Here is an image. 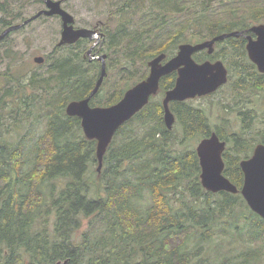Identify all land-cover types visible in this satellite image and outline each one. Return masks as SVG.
<instances>
[{
    "label": "trees",
    "instance_id": "16d2710c",
    "mask_svg": "<svg viewBox=\"0 0 264 264\" xmlns=\"http://www.w3.org/2000/svg\"><path fill=\"white\" fill-rule=\"evenodd\" d=\"M202 2L194 16L196 2L188 0L190 31L186 26L163 35L167 12L147 30L129 33L127 25L122 31L104 30L106 40L115 42L113 53L120 58L125 49V63L116 60L115 81L126 83L113 84L108 96L100 89L91 105L120 100L128 87L146 76L147 61L157 53L170 57L181 43L264 21V3L212 11L213 3ZM11 7L0 4V11L7 13ZM154 10L156 6L143 16L149 20ZM19 15H2L0 25L10 26ZM9 36L0 43V60L8 58L14 65L17 51L6 43ZM87 40L56 46L50 59L46 57L52 62L50 77L33 75L27 84L19 73L0 79V264H58L66 259L68 264H250L251 250H225L230 234V240L248 236L262 256L264 218L240 192L213 193L201 183L194 142L212 131L204 109L171 102L177 126L169 130L165 125L162 99L175 84V72L163 77L159 93L116 131L98 170L97 140L86 138L81 118L65 111L68 102L86 98L98 79L101 63L82 56ZM222 43L212 57H220ZM61 48H68L70 56L59 57ZM207 56L205 51L195 54L197 60ZM138 62L141 67L130 69ZM218 134L230 141L224 173L241 189L240 162L251 156L253 146L246 147L238 134Z\"/></svg>",
    "mask_w": 264,
    "mask_h": 264
},
{
    "label": "water",
    "instance_id": "95a60500",
    "mask_svg": "<svg viewBox=\"0 0 264 264\" xmlns=\"http://www.w3.org/2000/svg\"><path fill=\"white\" fill-rule=\"evenodd\" d=\"M216 0H207L211 4ZM46 8L38 11L32 17L23 22L15 23L0 32V43L12 31L18 30L32 20L45 15H60L62 19V31L59 44H72L80 38L101 39L100 34L95 30L85 27L76 28L75 17L68 10L62 7L61 0H45ZM250 30L258 34V38H249L247 45L250 58L254 60L264 71V23L253 25ZM242 30H234L228 33H221L212 39L198 43H182L179 46L178 54L170 59L166 64L163 60L165 54H160L149 62L151 67L150 75L134 86L129 88L123 97L116 103L109 106H92L90 101L101 88L106 75L108 74L104 55L101 74L91 93L83 99L73 100L67 104L66 112L69 116L81 118L82 129L88 139H96L97 158L99 161L98 170L103 166V159L116 131L137 112L148 104L150 97L156 94L160 87V80L163 76L178 70L179 76L176 86L166 92L164 98L165 120L168 128H172L174 115L171 112L169 103L173 100L183 101L194 98L197 95H206L215 91L219 86L228 80L227 69L222 61H206L198 63L193 58L195 52L208 48L212 53L217 41L227 37H239ZM94 45L89 49L91 53ZM37 62H42L43 57L34 58ZM227 142L221 140L215 132L211 136L203 138L197 148L201 173L200 179L203 187L213 193L227 191L231 193H241L249 207L264 218V144H259L254 149L251 157L240 162L244 173V183L241 189L237 187L224 173L225 161L223 153ZM58 264H68V259Z\"/></svg>",
    "mask_w": 264,
    "mask_h": 264
},
{
    "label": "rangeland",
    "instance_id": "374dc122",
    "mask_svg": "<svg viewBox=\"0 0 264 264\" xmlns=\"http://www.w3.org/2000/svg\"><path fill=\"white\" fill-rule=\"evenodd\" d=\"M179 1V4L175 3L173 0H170L169 4H165L161 0H63V5L71 14L75 16L76 21L74 24L76 27H97L100 31L103 32H105L104 30L122 31L125 25L128 26L127 31L129 33H131V31L147 30L149 27L152 26L151 22L154 21L157 16L163 14L164 12H167L168 14L164 17V19H166V25L162 32L163 35L166 36L167 34L175 33L177 29L183 28L184 30H186V28L188 27L187 31H190L192 28L193 24L189 20L191 19V16H189L190 8L188 7V0ZM194 1L196 2V4H194L193 6V15L197 16L196 11L202 9L200 1H203L205 4L207 0ZM130 3L131 6L128 8L127 6ZM152 3H154L155 5ZM257 3H264V0H240V2L238 3L215 2L212 4L211 10H218L219 8L226 9V7L232 4L245 6V8L248 9V6L252 4L255 5ZM0 4H3L4 7L9 4L12 5V7L9 8V11L7 13L0 11V17L4 14L14 17L15 15L21 13V15L16 16L13 19L14 23H20L22 22L23 18L28 19L32 17L35 13H37L40 9L46 8L45 0H0ZM155 6L157 7V10H154L153 15L149 17L148 20L143 15H148L150 9L152 12V8H154ZM121 7H127L126 11L117 14L116 11ZM248 15L249 13H247V16ZM4 29L5 28L0 25V32H2ZM155 30L158 29L155 28ZM61 31L62 19L59 16L44 15L32 20L20 30L18 29L11 32L9 39L6 43H8V46H10L12 49L17 51L16 57L18 58V61L16 64L12 65L9 63L8 58L0 60V79L2 80V82L12 76L14 73H19V77L21 76L20 79L22 80V83L26 84L32 82L30 81V79L33 75H36V77L40 79L52 76V62L50 60L47 61L46 59L44 64L37 65L34 58L37 56H43L45 58L48 57V59H50L49 53L57 46V43L61 38ZM92 43L93 41L89 39L85 42L87 47L83 51L82 56L87 55V50L89 49ZM114 44L115 42H112L110 38H107V40L103 44L101 52L107 53V55H111V53H113L114 51ZM124 44L125 43H123V45ZM97 47L96 49H98ZM3 48L1 50H3ZM71 49L75 50V48ZM67 50L68 48H61L57 51L60 52L58 53V56H70L71 52H68ZM124 52L125 49H122L120 58L118 57V55H116V53H113L110 58H107L108 75L106 76L102 86L103 93L105 96L110 95L111 90L115 88L112 87L113 84H116L118 85V87H121L126 83L122 80H118L117 82L115 81L119 77L118 67L116 66V60L119 58L120 60H124L125 63L126 56ZM137 67H141L140 62L137 63V66L135 64L130 69L137 70ZM100 73L101 68L99 70L98 77ZM12 87L14 90H16L17 88L15 83L12 84ZM32 91L34 90H31V92ZM229 91L230 89L227 88L223 90L221 94L215 96L212 100V106H210L209 108L210 116H212L211 125L218 126L223 131H226L228 133L238 131L240 129V126L237 125L233 119H223L228 117V115L225 114L224 108H221L219 105H215V101L217 97L225 99V96L228 94ZM254 94H258L259 99H262L261 104L259 102V107L245 99L246 95L254 96ZM236 100L238 104L244 103L251 107L250 114H252L253 116L252 118L244 122L243 127H248L246 136L250 138L252 143H256L258 142V140L261 139V137L264 138V88L259 89L252 86L245 87L242 89L239 87L238 97L236 98ZM207 103L208 102L204 100L202 101V104L204 106H206ZM227 112L228 114H233L234 111L232 110V108H228ZM228 133H226V135H228ZM15 136L16 135H14L13 138ZM201 140L202 139L198 138L194 142V148H197ZM247 237L248 236H246V239L245 237H237L236 239L230 240V234V238L225 250H231L233 254H244L246 251L251 250V254H249L251 256L250 264H264V252L262 253V256H260L258 254L259 248H255V243L252 240H248ZM222 239L224 241L227 240L225 236L222 237ZM245 244L250 245L252 247L250 249L244 248Z\"/></svg>",
    "mask_w": 264,
    "mask_h": 264
},
{
    "label": "flooded vegetation",
    "instance_id": "af4514ba",
    "mask_svg": "<svg viewBox=\"0 0 264 264\" xmlns=\"http://www.w3.org/2000/svg\"><path fill=\"white\" fill-rule=\"evenodd\" d=\"M217 1H220V0H216L215 2H217ZM234 1H240V0H234ZM215 2H213V3H215ZM62 7H64L63 0H62ZM41 16H44V14L41 15ZM57 16H59L61 18L60 15H57ZM261 23H264V21H262V20L261 21H253V23L250 26L244 27V29H234V30H242L243 34L241 36L234 37L232 40H227V41H226V39L229 38V37L225 38L224 40H220V41L223 42L221 45L224 48H223L222 52L219 54L220 57H218V58H214V57H212V55L217 50V44L220 41H217L215 43L214 50H213L212 53L209 52L208 48H206L204 50H201V51H205L207 53V55H208L203 60H197L195 58V54L200 52V51L195 52L193 54V58L198 63H204L206 61H211V62L222 61L223 64L225 65L226 69H227L228 80H227L226 83H224L221 86H219L213 92H210V93H208L206 95H197L194 98H189V99L183 100V101L189 102L193 107L195 106L196 108L199 107V108L204 109V111L206 112V114L208 116L209 125L211 126V130H212L211 133L208 136L212 135L214 132L218 134L219 130L222 131L224 134H226L228 132L223 131L220 127L211 125L212 116H210L209 108H210V106H212L213 98L215 96L221 94V92L223 90L229 88L230 91L225 96V99H222L221 97H217V99L215 101V105H219L221 108H224L225 114H227L228 117L223 118V119H226V120L233 119L234 122L237 125L240 126V129L238 131L229 132L227 136L231 137V136L236 135V134L240 135L241 138L244 140L243 142L246 141V143H245L246 147H248L247 144H250L251 146H253V152H254V149L256 148L257 145L264 144V138L261 137V139L258 140V142L252 143L250 138L246 136V132L248 131V127H245L246 128L245 129L243 126H244V122H246L248 119L252 118V116H253L252 114H250L251 107H249L248 105H246L244 103L238 104L236 98L238 97V89H239V87L242 88V89L245 88V87H252V86H254L256 88H259V89L260 88H264V71H262L260 69L259 65L254 60H252V58H250V54H249V51H248V48H247V45L249 43V38L248 37H252L253 40H256L258 38V34L256 32H254V31L250 30V28L253 25H258V24H261ZM85 28H88L90 30H95L96 32H98L100 34V36H101V34H104V36H101V39L99 41H97V38L92 39V38L87 37V39L93 41V43L90 45L89 49L93 45H94V48L92 49L93 52L91 51L92 53H89V49L87 50V55L86 56H88V57L84 56L85 58H88L90 61H93L95 59L98 60L101 63V71H102L103 60L101 58L104 55H106V57H105L106 66L108 64V62H107V58H108L107 53L101 52L103 44H104V42L106 40V34H105V32L100 31L97 27H85ZM234 30H232V31H234ZM232 31H229V32H232ZM225 33H228V32H225ZM215 36H213V37H215ZM213 37L205 39L203 41L212 39ZM203 41H199V42H203ZM76 42H74V43H76ZM65 45H70V44H68V43L59 44V41L57 43L58 47H62V46H65ZM96 47L98 49H96ZM178 52H179V47H178V50L176 51V53L174 55L170 56V57H168L165 52H160V53H157L155 56L150 57L148 59V61H147V74H146V76L143 79H146L150 75L151 67L149 65V62L152 59H154L155 57H157V56H159L160 54L163 53V54L166 55V57L164 58L162 63L166 64L170 59L175 57L178 54ZM43 58L44 59H43L42 62H36L35 61L37 63V65H42V64L45 63L46 58L45 57H43ZM174 72L176 73V81H177V78L179 76V72H178V70H175V71H173L171 73H174ZM171 73H169V74H171ZM169 74H167V75H169ZM167 75H165V76H167ZM165 76H163V77H165ZM143 79H141V80H143ZM176 81H175V84H174V86L172 88H174L176 86ZM160 82H161V80H160ZM135 84H132L130 87H128L124 91L123 95L125 94V92L129 88H131ZM172 88H170V89H172ZM170 89H168V90H170ZM159 91H160V87H159L158 92L156 94L152 95L151 97L157 95L159 93ZM166 92H165V94L163 96V99H162L163 107H164V98L166 97ZM244 94H245V92H244ZM245 97H246L245 99H247L250 103L255 104L257 107H259V102H260V104L262 102V99H259L258 94H254V96L246 95ZM203 100L208 102L206 106H204L202 104ZM174 101H179V100L170 101L169 106H170L171 102H174ZM95 106H109V105H95ZM228 108H232V110L234 111L233 114H228V112H227ZM170 109H171V107H170ZM171 112L174 115V123H173L172 128L170 129V128H168V126L166 124L165 107H164V122H165V125L167 126V128L169 130H173L177 126V117H176V115H175V113H174V111L172 109H171ZM248 114H249V118H248ZM221 139L227 142V147H228V144L230 143V141H228L227 139H223L222 137H221ZM231 140H232V138H231Z\"/></svg>",
    "mask_w": 264,
    "mask_h": 264
}]
</instances>
